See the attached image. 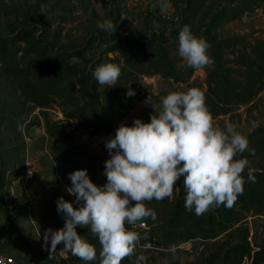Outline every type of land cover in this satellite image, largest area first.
<instances>
[{
  "label": "trees",
  "instance_id": "1",
  "mask_svg": "<svg viewBox=\"0 0 264 264\" xmlns=\"http://www.w3.org/2000/svg\"><path fill=\"white\" fill-rule=\"evenodd\" d=\"M208 1L186 0L181 13L184 22L179 28L163 26L149 40L129 37L105 48V54H119L110 63L121 68V75L115 85L104 89L93 76L96 67L89 66L86 57L90 46L75 50L57 48L46 31L34 26L0 34V95L9 97L6 101L0 98V197L13 181L26 176L25 132L34 127L45 132L41 139L45 145L42 150H47L43 166L64 182L52 196V206L46 208L48 220L62 216L56 203L60 197L79 207L75 196L66 191L71 187L69 173L87 169L93 183L106 184L104 164L87 144L78 143L75 134L66 131L65 123L73 122L76 129L91 138L114 137L121 124L127 126L134 103V97L123 91L131 87L136 97L144 98L139 84L141 76L159 75L186 86V91L202 90L214 120L233 117L240 109L252 106L264 93V38H256V33H252L219 39L213 33L225 24L264 9V0H242L224 7L204 24L201 32H193L210 45L208 55L214 61L203 68L206 78L199 84L192 81L198 70L189 67L178 54V34L186 25L185 20L197 17ZM102 92L105 100L114 104L116 119ZM246 138L255 154L245 151L236 159L258 162V167L251 169L256 181L248 182L249 170L244 171V192L231 208L213 206L197 216L185 209L186 192L183 184H176L178 190L172 198L145 202L156 213L155 220L149 217L144 221L148 230H134L126 225L140 234L138 245L172 249L192 244L196 251L202 248L204 264H244L246 260L250 264H264V241L253 245L249 240L257 218L264 220V124ZM28 207L30 203L25 208ZM78 234L95 247L99 244L88 228ZM255 236L256 233L254 239ZM121 264H129L128 257Z\"/></svg>",
  "mask_w": 264,
  "mask_h": 264
},
{
  "label": "clouds",
  "instance_id": "2",
  "mask_svg": "<svg viewBox=\"0 0 264 264\" xmlns=\"http://www.w3.org/2000/svg\"><path fill=\"white\" fill-rule=\"evenodd\" d=\"M163 7H169L165 0ZM97 27L115 33L111 20L98 22ZM210 45L196 37L185 25L178 34V54L195 70L211 66ZM121 68L114 63L101 64L93 72L99 85H115ZM127 96L135 95L129 87ZM146 103L154 105L148 99ZM236 124L221 128L206 105L202 90L171 91L161 97L159 114L150 122L135 119L132 126H121L114 137L105 141L109 159L104 164L107 182L97 186L87 169L68 174L71 187L66 191L75 196V204L63 197L57 200V211L64 226L43 233V246L52 254L63 244L62 253H70L84 264H121L131 256L139 243L138 232L126 225L156 219L147 202L173 197L174 187L183 177L186 192L185 209L200 216L213 206L231 208L244 192L243 173L249 168L247 181L256 177L247 158L236 159L248 151V139L237 130ZM88 228L98 239L100 251L81 237L77 228ZM50 242V248H48Z\"/></svg>",
  "mask_w": 264,
  "mask_h": 264
},
{
  "label": "rangeland",
  "instance_id": "3",
  "mask_svg": "<svg viewBox=\"0 0 264 264\" xmlns=\"http://www.w3.org/2000/svg\"><path fill=\"white\" fill-rule=\"evenodd\" d=\"M240 1L242 0H209L197 17L190 16L185 23L191 27L192 32H201L204 24L209 23L219 10ZM164 2L165 0H0V34H13L28 26L39 27L40 30L49 34V40L53 41L57 48L75 50L90 46L91 49L86 55L90 61L89 66L98 67L101 64L110 63L114 58H119L118 53H104L105 48L114 43L129 37L139 41L149 40L153 35L158 34L163 26L179 28L184 22L181 13L185 9L186 0H167L169 7H163ZM185 17H188L187 13L184 14V19ZM104 20H111L117 26L115 33L97 27L98 22L102 23ZM262 31L264 33V9L248 14L241 20L225 24L213 35L221 39L256 33V38H264ZM205 78V70L200 69L195 73L192 81L202 84ZM139 84L144 98L141 100L133 96L134 103L127 126H132L135 119H141L145 123L150 122L151 115L154 113L158 115L161 110V97L171 91H186V86L165 80L159 75L141 76ZM107 86L109 85H103L101 89ZM128 90L127 88L123 92L127 93ZM0 98L6 101L9 97L0 95ZM102 98L110 114L116 119L114 104L105 100L103 92ZM148 99L155 109L151 104L146 103ZM51 113L56 116L55 112ZM58 115L60 119L63 118L61 114ZM215 123L221 128L228 124H236L237 130L247 137L256 127L264 124V93L249 108L240 109L233 117L215 119ZM67 128L70 131V128ZM25 137L26 176L20 179L25 183L29 195L23 193L20 197L17 214V222L21 227L20 238L6 253L16 257L22 264H28V262L84 264L70 253H62L60 249L63 248V244L57 246V251L51 258H49V251L43 246L45 230L61 229L65 223L63 216L51 220L46 218V208L52 206L51 198L64 182L53 175L50 172L51 169L43 166V158L47 153V150H42L45 146L41 140L45 137L44 130L34 127L25 132ZM77 139L79 143H83L81 137H76V141ZM4 140L9 148L7 134ZM28 167L34 170L32 176H28ZM256 167H258L257 161L250 162V169ZM182 184L183 177L177 182L179 186ZM36 189L40 190L37 193L41 194L40 197L34 195ZM27 203L32 204V207L30 214L25 216L24 210L27 209L25 208ZM256 221V225L252 227L253 245L264 241V220L257 218ZM80 230L83 228L78 227L77 232ZM254 233H256L255 239ZM48 248H50V242ZM0 249L1 252L5 250L3 244H0ZM96 249L98 254L100 244L96 246ZM200 251L192 249V244H184L172 249L137 244L134 253L128 259L129 264H204Z\"/></svg>",
  "mask_w": 264,
  "mask_h": 264
},
{
  "label": "crops",
  "instance_id": "4",
  "mask_svg": "<svg viewBox=\"0 0 264 264\" xmlns=\"http://www.w3.org/2000/svg\"><path fill=\"white\" fill-rule=\"evenodd\" d=\"M65 127L67 132L73 131L76 137H81V142L87 144L92 152L93 145H101L102 147H105V141L107 139L101 137L91 138L84 131L76 129L75 124L71 121L66 122ZM67 127L70 128V131ZM77 142L79 143L78 139ZM38 192H40V190L36 189L34 194L36 197H40L41 195L37 194ZM23 193L29 195V192L25 187V183L20 179L17 182L13 181L9 188L5 190L4 196L0 197V244H3L5 248L3 252L5 253L13 248L15 243L18 241V238H20L21 227L17 222V214L19 211L18 207L20 205V197ZM30 193H32V191ZM31 205L24 210L25 216L30 214ZM0 251L2 250L0 249ZM28 264L34 263L28 262Z\"/></svg>",
  "mask_w": 264,
  "mask_h": 264
},
{
  "label": "built area",
  "instance_id": "5",
  "mask_svg": "<svg viewBox=\"0 0 264 264\" xmlns=\"http://www.w3.org/2000/svg\"><path fill=\"white\" fill-rule=\"evenodd\" d=\"M97 147V148H96ZM93 147V152L97 154L102 164H105V161L109 159V153L106 147H102L101 145H97ZM34 170L30 167L27 168L28 176H32L34 174ZM134 230H148L149 227L146 222H137L136 224L131 225ZM251 242V239H249ZM245 262H248L247 260ZM0 264H22L16 257L10 255L8 253H4L0 251Z\"/></svg>",
  "mask_w": 264,
  "mask_h": 264
},
{
  "label": "water",
  "instance_id": "6",
  "mask_svg": "<svg viewBox=\"0 0 264 264\" xmlns=\"http://www.w3.org/2000/svg\"><path fill=\"white\" fill-rule=\"evenodd\" d=\"M144 86V85H143Z\"/></svg>",
  "mask_w": 264,
  "mask_h": 264
}]
</instances>
